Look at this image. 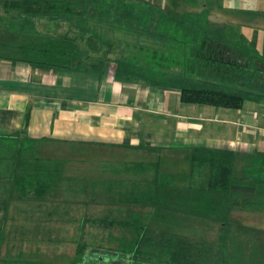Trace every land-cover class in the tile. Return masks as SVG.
Returning a JSON list of instances; mask_svg holds the SVG:
<instances>
[{
    "label": "crops",
    "instance_id": "crops-1",
    "mask_svg": "<svg viewBox=\"0 0 264 264\" xmlns=\"http://www.w3.org/2000/svg\"><path fill=\"white\" fill-rule=\"evenodd\" d=\"M117 3L102 6L108 15L99 22L89 18L87 29L108 25L122 29L127 24V28L135 31H148L147 28L154 29V25H158L154 23V14L162 12L199 28L201 34H214L216 40L227 45L237 44L240 37L250 45L264 42V27L255 33L254 27H250L254 24H249L247 18L253 15V19H257L264 15V0H119ZM28 19L24 31L0 33V142L14 144V153L8 156L11 158L18 153L23 158L17 167L35 173L40 182L46 183V190L59 185L63 179L72 182L76 180L74 176L83 175L82 180L93 182L94 196L95 188L104 187L98 181L117 179L116 173L121 175L120 178L127 177L126 167L111 166L135 162L137 181H152L151 189L156 184L154 181L161 177L169 181L164 198L168 205L170 201L175 202L169 197L171 190L182 192L183 198H188L193 189V193L201 195L200 204L218 207L220 215L217 218L209 216L207 226H195L200 232L214 229L217 255H220L219 245H222L218 240L223 238L225 230L236 239L235 246L241 239L239 235L243 234L247 238L244 241L247 250L252 247L256 235H264L263 96L252 97L250 95L256 93L248 91L251 93L245 95L248 102L239 109L181 104L178 97L182 84L178 80L180 73L174 71L176 68L166 71L169 78L163 79L164 70L151 63L141 66L131 63L132 55L123 52L119 57L114 55L112 50L117 37H105L103 41L94 35L96 39L91 41L88 35L87 38L81 35L76 21L49 16ZM38 23L46 25L45 31L38 29ZM58 24L66 27L61 28L60 33L53 32ZM155 31L157 35L151 33L155 37L152 46L156 45L158 50L160 38L157 28ZM16 35L22 36L26 44L52 37L71 38L81 49V61L71 70L33 66L22 60L19 47L25 43H20L14 50L10 40L16 39ZM141 40L138 38L140 44ZM98 41L105 43V50L97 55ZM144 60L148 62V58ZM16 147L21 149L16 151ZM193 149L224 150L234 154L230 191L215 192L210 196L214 202L204 191L208 166L195 170V174L190 170L187 156ZM93 158L96 159L94 162L88 161ZM97 159L99 162H95ZM113 159L122 160H116V163ZM104 164L106 168H103ZM75 189L71 190L76 193ZM100 194L104 195L103 199L109 198L106 190H100ZM46 195L47 191L42 198L33 196L43 200ZM119 196L122 198L113 196L117 199L116 204H126V192ZM10 199L6 205L11 204ZM202 199L206 202L201 203ZM185 203L190 204V201ZM151 216L158 221L164 217L153 213ZM174 217L167 214L164 222L161 221L169 232L174 226ZM182 218L181 229L175 231L190 237L192 216L184 213ZM184 228H189V232ZM235 253L236 250L232 252ZM232 262L236 263L234 259Z\"/></svg>",
    "mask_w": 264,
    "mask_h": 264
},
{
    "label": "trees",
    "instance_id": "trees-1",
    "mask_svg": "<svg viewBox=\"0 0 264 264\" xmlns=\"http://www.w3.org/2000/svg\"><path fill=\"white\" fill-rule=\"evenodd\" d=\"M0 2L5 11L11 10L9 15L12 17L34 19L35 17L49 16L55 19H68L70 22H77L81 33L86 32L89 18H95L99 22L105 16L103 9H101L105 4L103 5L99 0H0ZM115 3L117 4V2L111 4ZM159 14L161 17L157 21L158 37L160 43L163 42L162 46L165 50L161 51L159 47L158 50L156 48L153 50L146 45L141 46V48L153 53H151L152 56L147 55V63L164 70L161 78H169L166 77V71L178 69L180 73L178 80L182 84L178 97L181 104L209 105L226 109L243 107L245 97L241 93L226 89L221 84L222 81L241 84L254 89L255 93L264 95V55L259 54L243 37H240L241 40L237 44L227 45L216 40L214 34H207L208 32L201 34L199 28L188 26L182 20L167 13L161 12ZM155 16L156 14L153 17L154 23L156 22ZM197 40L199 42L195 45ZM19 48L23 56L22 60L40 68L71 70L81 61V49L75 40L65 36L62 38L52 37L42 42L32 40L27 44L20 45ZM157 53L160 54L157 55ZM146 77L144 76V78ZM147 80L152 79L147 77ZM18 149L21 148L16 147V151ZM14 155L7 162H2L1 171H5L10 177L5 182L8 184V188H5L11 193L13 190L19 192L20 197L27 196L26 191L30 190L33 191L34 196L42 198L46 192V188H44L46 183L40 182L35 173L27 172L26 169L18 172L19 167L17 166L21 165L23 158L18 153ZM187 159L191 172L208 166L206 184H204V189L207 192L227 193L230 191L233 183L232 170L235 160L232 152L193 149ZM158 180L154 181L156 182L154 189L148 186L147 189L145 188L146 192L143 191L138 194L130 190L126 203H136L143 207L150 205L152 207L150 212L155 216L175 215L172 221L174 226L170 232L162 224L164 217H162L163 220H156L158 227L161 225L162 227L154 229L148 221L136 217L137 212L131 209H125L126 215L123 218H119L118 215L122 210L117 208L115 217L109 218L110 215L106 214L92 219L102 225L116 226L122 232V237H114L111 233L107 234V236L117 238L118 242L115 249L108 248L107 250L112 252V261H120L123 264H206L205 259L216 264L227 262V260L229 263L232 262L231 253H228L226 248L228 237H230L227 230L224 231L223 238L218 240V243H222L219 245L222 253L220 255H217L215 250L216 240L214 246H210L205 242L203 232L195 230V226H207L206 220L209 216L217 218L220 215L218 207H212L215 210L210 213L211 211L206 209V206L199 203L200 193H193V189H190L191 191L186 190L190 192L188 198H183L182 192L171 190L169 197L175 202L170 201L168 205L167 199L164 198L167 195L165 189L169 181L160 178ZM188 200L190 204L185 203ZM225 202L226 200H224V206ZM6 207L7 205L4 206V208ZM184 213L192 216L191 223L193 224L194 235L191 234L190 237L175 231L178 230L179 225L182 226ZM222 223L219 222V226ZM227 224L225 222V225ZM149 241H152L150 244L152 248L148 247ZM205 248L210 249L211 252L202 253ZM87 249L86 243L77 245L73 264H102L106 262L105 257L102 261L95 254L90 255L85 252ZM209 253L211 254L208 257ZM231 264L236 263L232 262Z\"/></svg>",
    "mask_w": 264,
    "mask_h": 264
},
{
    "label": "rangeland",
    "instance_id": "rangeland-1",
    "mask_svg": "<svg viewBox=\"0 0 264 264\" xmlns=\"http://www.w3.org/2000/svg\"><path fill=\"white\" fill-rule=\"evenodd\" d=\"M99 2L103 3V5L105 4V6L107 4L110 6L112 1L99 0ZM116 2H119V0H116ZM10 11L11 10L8 9L7 11H5L3 5L0 2V33H12L17 32V30L19 32L24 31V25L28 24V22H26L27 20H29L28 17H26L25 20H23V18H15L19 16L12 17L11 15H9ZM104 15L108 14L104 13ZM157 15L155 16L156 22L158 21V18L161 17L160 14ZM253 17V15L247 17L250 21L249 24H254L250 25V27H254L255 33H259L261 32L260 30L264 27V15L257 16V19H253ZM95 25L98 26L97 23ZM40 26H43V28H40ZM44 26H46L44 25V23H38V29H42L43 31H45ZM123 26L124 27L122 29H114L110 25H108L107 27L98 26L99 29L89 30V28L86 30V32L83 31L84 33H80L83 37L86 38L88 35L90 38H92L91 41H94L93 39L96 38H93L90 32L95 33L93 34V36L96 35L98 37H101L100 39H102L103 41V38L105 37H117V41H114L115 48L114 50H112L113 54L119 57L118 55L121 54V52L125 54L127 53L129 55H132L130 56L132 59L131 63H138L137 65L141 66L145 65L147 62H145L146 60L144 59H146V57L148 56H152V52L150 53V50L146 51L144 48H141V46L146 45L150 49L156 47V45L152 46V39H155L154 36L156 34L155 29L157 28V24L154 25V27H156L154 29L152 27L147 28L148 31H144L145 29L135 31L130 27V29L127 28V24H124ZM54 27L55 29H53V32L60 33L66 26L65 24H58ZM151 33H153L154 36ZM19 35L21 34L19 33ZM141 36L142 38H140ZM15 37L16 39L14 38L10 40L11 44H13L12 46L14 50L20 43H25L22 36H20L19 38L18 35H16ZM138 38L142 39L141 43L143 44H140ZM162 43L163 42L159 43V48L161 51L165 50L163 49L164 46H162ZM98 46L100 52H95L97 55L105 50V43L103 44V42H99ZM252 46L259 52V54L264 55V42H258L257 44H253ZM86 48L89 47L86 46ZM14 50L13 53L16 54ZM159 54L160 53H157V55ZM174 71L178 72V69H174ZM221 84L225 86L226 89L241 93L244 97L245 95L247 96V94H251L248 93V91L255 93L254 89H248L247 87L241 84L237 85L234 82L222 81ZM257 95L258 93H256V95L251 94L250 96L264 97V95ZM245 100V102H248L247 98H245ZM261 100L263 99L261 98ZM13 147L14 144H11L9 142H0V264H73L75 251L79 243H86L88 245V249L87 251H85L88 252V254H95L96 257H99L102 261L105 257L106 262H103L102 264H123L120 263V261L113 262L111 256L112 252L107 251L108 248L115 249L118 242L116 240L117 238L114 237H120L122 232L116 226H106L92 220L93 218L105 216L106 214L110 215L109 218L115 217L114 214H116L117 208H121L122 210L118 215L119 218H123L124 215H126L125 209H131L137 212L136 217L143 218V220H145L146 222L148 221L149 225L152 228L155 229L162 227V225L158 227L156 219H154L155 217L151 216V212L149 213V211L152 210V207L150 205H146L143 207L142 205L130 202H128V204L120 203L121 206H119V204H116L118 203L115 201L117 200L116 197H119L121 199L122 197H120L119 195H123L124 192H126V194L128 195L131 189L132 191H134V193L139 194L143 191L146 192V189H142L141 187L147 188L149 185H151L152 181L148 182L144 180L143 183L139 180L137 181L138 177L137 175H135L136 170L133 167V165H135V162H132L131 164L129 163V165L127 163H117V161L121 162L122 159H116V161L114 160V158L113 160L117 163V165L111 167L117 169H120L119 166H122L123 169L126 167L127 177L120 178L121 175L116 173L114 176L118 177L117 179L109 181H105L103 179L98 181V183H101V186L104 187L95 188L96 194L94 196L92 194L94 185L93 182H90L89 179L82 180L83 175H77L74 176V179H76L75 181L71 182L70 180L63 179V181H59V185L57 184L59 186L58 188H56L57 185H55L53 188H48V190H46V198L42 200L34 198L33 191L30 190L26 191L28 193L27 196L21 197L19 196V192L13 190L11 193L7 190L8 184L5 182L10 177L8 176V174H6L5 171H1V169L3 168L2 162H7V160L10 159L8 155L11 156V154L14 153V151H12ZM112 154L113 156H115L114 153ZM133 159L134 158L132 157L131 160ZM29 160L30 159H28L27 157V162ZM94 160L96 159L93 158L89 159L88 161L94 162ZM95 162H99V160L97 159V161ZM93 165L98 167L94 163ZM108 165H111V163H108ZM160 167H162V164ZM98 168L101 169L102 167ZM103 168H106L105 164ZM17 171H25V168H18ZM194 176L195 175H193V177ZM186 177L187 179H189V173L186 175ZM161 179H163V177H161ZM139 183L140 187L138 186ZM72 188H76L75 190L77 192L75 193L73 190H71ZM100 190L101 192H105L106 190L108 195L105 196L109 198L103 199L104 195L100 194ZM204 191L205 194H207V197L215 195V193L209 194L205 189ZM166 192H168V188H166ZM8 198H11L9 200L11 201V204H8L9 206L7 205L8 207L4 208V206L7 204H5V202H8ZM209 200H212L211 197ZM212 201L214 202V200ZM205 202L206 200H201V203ZM206 209L210 210V213L215 210V208H212V206H209ZM178 228L181 229V225H179ZM184 229L186 232L189 228ZM213 230L211 232L204 231L202 234L206 240L205 242H207V244L210 246H214V242L216 240L215 231L213 232ZM176 232L179 233L178 231ZM108 233L113 234L114 237L107 236ZM191 233L192 235H194L193 231ZM126 236L128 235L126 234ZM239 236L241 237V239H239L236 246L234 245L236 239L231 236L228 237L229 239L226 243L227 252L231 253V261L232 259H234L236 261V264H264V235L259 234L256 235L255 240L251 239L253 241V244L252 247H250L248 250L246 249V245H244V241H246L247 238L244 237L243 234ZM208 241L212 242L209 243ZM151 243L152 241L148 242L149 248H152V245H150ZM233 245L235 246V249H233V251L236 250L237 252L235 254H232ZM203 252L206 254L211 251L210 249L205 248L204 250H202V253ZM210 254L211 253L208 254V257L210 256ZM242 261L245 262L242 263ZM205 262L206 264H216L210 262V260L207 259H205ZM231 263L232 262L229 263V261L227 260V262H222L221 264Z\"/></svg>",
    "mask_w": 264,
    "mask_h": 264
}]
</instances>
